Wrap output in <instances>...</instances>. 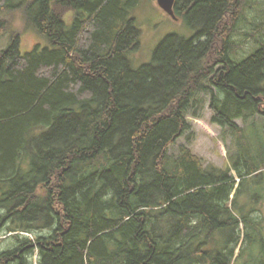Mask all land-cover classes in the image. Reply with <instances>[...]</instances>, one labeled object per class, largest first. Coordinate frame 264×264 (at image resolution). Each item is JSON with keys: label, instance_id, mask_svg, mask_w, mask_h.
<instances>
[{"label": "trees", "instance_id": "trees-1", "mask_svg": "<svg viewBox=\"0 0 264 264\" xmlns=\"http://www.w3.org/2000/svg\"><path fill=\"white\" fill-rule=\"evenodd\" d=\"M22 1L0 0V36L18 11L46 45L0 51V234L17 233L0 264H238L259 243L264 264V195L241 201L264 151L236 123L264 119V43L233 56L249 0H176L194 37L138 70L142 0ZM203 96L237 137L230 168L171 155Z\"/></svg>", "mask_w": 264, "mask_h": 264}, {"label": "rangeland", "instance_id": "rangeland-1", "mask_svg": "<svg viewBox=\"0 0 264 264\" xmlns=\"http://www.w3.org/2000/svg\"><path fill=\"white\" fill-rule=\"evenodd\" d=\"M21 3L22 0H15ZM132 19L135 20L137 28L140 30V47L137 51L129 55L132 66L138 70L144 65L151 64L153 56L158 46L170 35H178L186 39L194 37L195 32L190 30L185 20H174L166 14L158 5L157 0H142L132 11ZM7 31L0 36V51L6 50L12 43L14 33L21 32V52H30L39 42L43 46L46 42L31 28L25 27L22 14L18 11L10 18ZM9 20V19H8ZM235 47L233 56L237 60H242L257 51L264 43V0H249V6L243 21L239 25L238 34L234 38ZM205 105L201 111V118L189 117L190 130L185 133L171 149V155L177 158L181 145H185L196 156L202 158L206 166H217L219 168H230L231 157L237 150V137L228 130H222L218 125L211 123L213 113L210 110V97L203 96ZM247 133L245 142L250 140L255 149L264 151V119L254 118L252 121L244 123L243 120L236 122ZM226 143H225V142ZM250 142L248 145H251ZM239 182V180L237 179ZM250 188H247L241 197L243 203L247 202L248 194L264 195V180L258 184L250 181ZM258 208L263 210L264 199ZM48 235L49 231L40 232ZM17 233L7 231L6 228L0 234V254L14 248L16 240L13 238ZM35 241L36 236L21 234ZM262 244L259 243L255 250L248 251L246 257L239 260L238 264H249L253 256L259 255ZM239 255V250L237 256Z\"/></svg>", "mask_w": 264, "mask_h": 264}, {"label": "water", "instance_id": "water-1", "mask_svg": "<svg viewBox=\"0 0 264 264\" xmlns=\"http://www.w3.org/2000/svg\"><path fill=\"white\" fill-rule=\"evenodd\" d=\"M176 0H157L159 7L174 20H177L174 7Z\"/></svg>", "mask_w": 264, "mask_h": 264}]
</instances>
